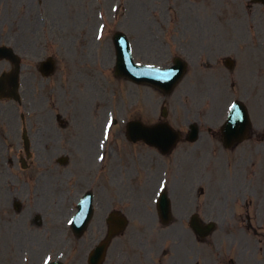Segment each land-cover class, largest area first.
Segmentation results:
<instances>
[{
  "label": "flooded vegetation",
  "instance_id": "obj_1",
  "mask_svg": "<svg viewBox=\"0 0 264 264\" xmlns=\"http://www.w3.org/2000/svg\"><path fill=\"white\" fill-rule=\"evenodd\" d=\"M234 3L244 4L243 0H213L211 14L204 25L212 30L219 29L220 25H234L233 19L228 17ZM260 11L262 7L250 1L243 7V13L251 21ZM218 12L224 16L222 20L214 18ZM197 20L203 24L201 13ZM260 29L264 30V23ZM207 40L210 42L205 44L204 50L201 39L188 43L183 40L192 46L189 51L181 48L192 67L195 58L202 53L206 59L213 57L218 52L215 45L222 44L228 54L235 52V39L211 37ZM258 41L250 40L244 44L246 62L242 74L246 84L241 95L255 118L252 120L254 129L249 131L250 140L254 138L255 141L264 139V109L260 107L261 96L256 90V82L259 87L264 79V41ZM7 66L10 68L8 63ZM205 67L210 68L211 64L207 63ZM203 68L201 62L196 65L195 77L206 79L197 72ZM35 72L36 67L30 70L21 64L20 102L0 99V139L4 145L0 146V158L8 143L7 154L13 152L2 170L6 191H0V253L15 260H21L26 253V264H42L45 255L36 260L39 251H48L52 254L50 262L55 264H90L96 245L105 243L99 264H187L186 238L188 231L191 233L188 222L200 206L193 208L194 205L178 196L172 200L168 223L164 224L156 206L149 203L153 202L149 196L164 175L171 173L173 165L177 177H172L171 183L185 182L179 172L185 159L195 158L197 165L206 155L203 149L208 142L221 141L220 133L201 129L208 121L205 117L199 119L201 101L211 95L207 81L200 82L195 103L190 108L185 107L186 116L191 118L185 119L186 131L180 135L181 145L176 151L179 161L175 164L172 159L165 162L154 159L149 153L131 155L132 151L127 150L130 147L134 150V145L124 142L120 133L113 134L108 144L105 120L99 122L93 113L95 105L91 106L88 97L82 94L90 81L87 72L83 73V86L77 87L74 83L72 88H67V82L65 84L69 93L75 91L85 97L83 102H78L69 95L71 112L68 108L65 112L60 111L65 117L69 113L68 118H61L58 109L61 89L58 76L46 78L41 74L36 76ZM195 122L199 126V135L190 142L189 126ZM194 170L195 177L199 178L200 171L196 167ZM124 175L127 181L125 193L131 194L137 187L140 190L138 199L122 197ZM246 179V185H250L251 179L248 176ZM17 199L21 202H16ZM87 200L92 202L93 213L83 230L77 233L65 225L64 236L58 239L60 247L54 243L53 248H43L42 239L46 238L43 235L52 202H68L67 216L72 220L79 209L78 203ZM122 202L132 203L129 210L133 224L128 231L118 232L108 221L116 218V215L111 216L113 212H121ZM198 256L200 251L196 250L195 261Z\"/></svg>",
  "mask_w": 264,
  "mask_h": 264
},
{
  "label": "rangeland",
  "instance_id": "obj_2",
  "mask_svg": "<svg viewBox=\"0 0 264 264\" xmlns=\"http://www.w3.org/2000/svg\"><path fill=\"white\" fill-rule=\"evenodd\" d=\"M119 2L120 0H0V44L13 46L22 56V60L26 59L29 65L33 64V59L39 60L41 57L53 56L56 61V74L62 80L67 76L70 88L74 83L77 87L84 85V74L81 73V70L90 74L92 78L89 83H91L92 92H94L91 99L92 101L94 98L93 113H96L100 123L105 120V123L108 124L110 118L116 120L117 126L112 129L111 136L117 134V130L123 131L124 124L128 120L141 119L148 123L154 122L158 118L162 104L161 96L148 87L135 85L114 76V47L111 43L114 32L119 29L126 34L131 43L135 62L162 67L169 64L172 57L181 56V48L189 51L192 46L189 47V44L183 42V39H186L187 42L197 38L205 40L214 33L212 29L204 25L212 9L202 6L199 0H121V8L116 12ZM199 13L203 20V28L198 24ZM234 20L237 21V19ZM101 27H103V35L99 32ZM220 30L215 32L214 37L217 39L227 38V34H229V38L251 40L255 39L257 33L252 28L248 30L243 27L239 29L241 31L237 30L236 32L233 30L230 32L227 29ZM241 32L242 34H239ZM207 42L210 41L203 42V50ZM81 43L83 44V55H85L84 65L75 62L77 56L82 55L79 53ZM180 45L182 46L180 47ZM98 49L99 53L97 54L96 50ZM100 52L104 54L100 55ZM31 55H36V57H29ZM194 55L196 56V52ZM5 66V63L0 62V73L2 69H5ZM82 67L84 68L82 69ZM99 71H103L101 75ZM200 71H204L203 76L212 75L211 79H216L221 74L214 69H201ZM187 74L186 81L192 78L190 72ZM222 80H216L217 85L214 86L216 93L219 90L222 92L228 90L229 81L225 87ZM85 81L87 82V80ZM209 81L208 83H210ZM242 85L243 79L239 82L240 90ZM186 86L187 84H180L168 100L170 103L168 119L175 120L177 124H180L179 121L185 118V107H191L186 103L194 102L193 98L187 102L185 93L180 90ZM79 91L81 92V90ZM191 94L193 95L192 92ZM75 96L79 101L81 96L77 92H75ZM217 102H222V99ZM98 111L99 113H97ZM110 141L111 138L108 144ZM1 145L2 140L0 139ZM147 149L142 147L137 151V154L146 155L145 150ZM129 151L131 150H127V152ZM237 151H239L238 160L243 165L246 155H243L241 147ZM258 155L262 157L264 150H260ZM219 156L220 158L216 161L223 159L222 155ZM251 161L254 163L251 168L258 170L261 160L253 158ZM4 168V159H0V171ZM213 171L215 179L212 176L208 188L204 189V194L197 200L203 206L208 207H204L205 216H211L214 210V214H217L215 217L219 218L218 210L212 208L216 204L213 199L214 195H217L216 199L221 202H225L226 198L232 197V195L230 190L220 191L219 182L222 176L215 170ZM239 180L235 185L237 201L229 202L230 206L227 208L224 207L226 202L219 204L218 208L226 214H230L231 208L232 211L239 210L241 201L246 196L243 193V188H239L241 179ZM135 188V197L138 199V188ZM259 188L264 193V183ZM0 191H6L3 176H0ZM123 191H125L124 188ZM219 198L223 200H219ZM52 203L53 208L47 216V226L43 235L46 238L42 239L43 248L45 246L53 248L54 243L60 247L58 239H62L64 236L63 228L68 218V202ZM232 239L234 250L228 247L224 248L222 245L217 246L222 248L218 251L211 250V246H203V262L215 264L214 260L216 259L217 262H221L220 264H224L219 259V256L223 254L235 258L238 264H254L252 262L256 250L254 239L250 240L244 233L237 232L232 234ZM235 251L238 253L235 254ZM43 255L51 257L52 254L48 251H39V258L36 260H40ZM235 255L238 256L235 257ZM258 257L262 259L264 253L259 251ZM16 261L0 254V264H13Z\"/></svg>",
  "mask_w": 264,
  "mask_h": 264
},
{
  "label": "water",
  "instance_id": "obj_3",
  "mask_svg": "<svg viewBox=\"0 0 264 264\" xmlns=\"http://www.w3.org/2000/svg\"><path fill=\"white\" fill-rule=\"evenodd\" d=\"M122 40L123 44H118L120 42V38H118V42H116V50L118 56L116 64L117 75L128 78L135 82H148L154 85H159L160 87L170 85V81L172 80L171 77L169 79L162 78L166 73H168V71H163L148 66L135 65L132 62L130 50L127 46L125 47V44H127V40L125 39V37H123Z\"/></svg>",
  "mask_w": 264,
  "mask_h": 264
},
{
  "label": "snow or ice",
  "instance_id": "obj_4",
  "mask_svg": "<svg viewBox=\"0 0 264 264\" xmlns=\"http://www.w3.org/2000/svg\"><path fill=\"white\" fill-rule=\"evenodd\" d=\"M171 75H172L171 73H166L162 78L163 79H169L171 77ZM232 107L235 108V105H233ZM239 116H240V113L237 111L236 112V117L239 118ZM108 123H109V125L112 124L111 118L109 119ZM107 135H108V131H107V128H106L105 129V138H107ZM101 159H102V157H101ZM69 223L71 224L72 221H69Z\"/></svg>",
  "mask_w": 264,
  "mask_h": 264
}]
</instances>
